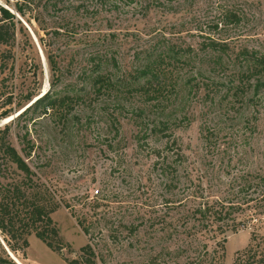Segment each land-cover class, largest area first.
<instances>
[{
  "label": "rangeland",
  "instance_id": "1",
  "mask_svg": "<svg viewBox=\"0 0 264 264\" xmlns=\"http://www.w3.org/2000/svg\"><path fill=\"white\" fill-rule=\"evenodd\" d=\"M0 5L18 21L15 75L0 76V115L11 88L34 87V65L33 100L56 81L54 91L83 99L71 102L66 128L53 115L39 114L30 125L45 163L38 169L34 158L31 166L54 186L60 204L52 218L63 241L61 254L35 235L25 251L15 253L0 233L2 255L15 264H70L90 244L98 264H235L253 233L259 235L253 249L264 251V209L261 218L225 234L204 228L195 212L206 198L242 205L258 197L253 187L239 195L246 178L264 176V90L256 94L250 87L239 95L241 82H233L232 68L222 65L229 58L220 63L210 53L203 67L208 71L200 73L195 64L175 71L168 85L180 86L161 103L126 90L120 99H97L84 76L92 60L115 57L116 68L104 66L102 73L127 85L138 73V60L159 43L198 49L204 35L229 42L234 58L243 48L264 54V0H0ZM230 12L240 21H228ZM199 82H208V90H198ZM138 108H149L147 117L153 111L157 124L170 119L168 132L146 128L133 113ZM25 121L13 126L11 141L18 150ZM8 123L0 120V127ZM248 205L235 214L238 223L258 213L256 202Z\"/></svg>",
  "mask_w": 264,
  "mask_h": 264
},
{
  "label": "trees",
  "instance_id": "2",
  "mask_svg": "<svg viewBox=\"0 0 264 264\" xmlns=\"http://www.w3.org/2000/svg\"><path fill=\"white\" fill-rule=\"evenodd\" d=\"M226 18L230 22L240 21L239 17L232 12L227 14ZM17 25L16 16L0 5V76L3 74L15 75L14 48L17 44ZM163 42L164 44L159 43L145 57L138 60V73L132 83L127 85H124V81L116 80L113 73H102L104 66L112 64V67L116 68L118 61L115 57L104 56L100 60H92L90 73H84L85 81L91 87L90 94L97 99L107 96L112 99H120L121 95L123 96V91L126 90V95L140 96L149 103H161L170 97L172 89L176 91L177 85L180 86L178 81L173 86L168 85L175 71L180 67H191L195 64L200 73L208 71V68H203L208 64V53L220 63L229 58L222 65L225 68H232L233 82H241L236 89V91L239 90V95L244 94L250 87L256 94L264 90V54L256 50L243 48L234 58L229 42L216 40L208 35H204L198 49L192 46L185 49L180 46L168 45L170 42ZM52 64L55 74L57 71L55 61H52ZM34 68L35 71L30 69L35 80L34 87H29L28 90L21 88L17 91L11 88L12 90L5 99L7 109L0 115V120H5L14 113L23 110L16 119L0 127V233L8 247L15 253L25 251L30 246L29 237L35 235L52 251L61 254L63 241L52 218L60 208V204L56 199L54 186L43 180L31 166L30 162L34 158L38 162V169L43 168L45 163H41V157L37 152L40 147L32 137L30 125L36 124L40 120V117L36 116L41 114L48 117L51 115L60 117L65 127L73 110L71 102L73 99L77 102L83 101V99L79 94L71 96L69 93L63 95L54 91L57 87L56 81L52 83L51 89L45 95L33 100L38 92L36 87L38 86V67L34 65ZM7 79H3V81L7 82ZM201 86L208 90V82L196 84L198 90ZM148 109L138 108L133 113H137V116L144 120L146 128L150 126L151 131L160 132L162 135L166 134L170 129V119L162 117L159 119L162 123L157 124L158 119L154 118L153 111L150 116H145L144 112ZM165 111L166 109H163L162 115ZM25 118V125L21 127L25 133L19 139L22 147L21 150H18L11 141L13 126L17 123L19 126ZM245 183L246 186L240 188L239 196L254 188L258 197L247 201V203L243 202L242 205L229 200L226 203L221 199H203L195 212L204 228H210L221 234H225L227 229L236 232L242 223H250L252 220L254 221L255 217L256 220L258 216L262 217L264 176L250 175L245 179ZM250 202H256L254 210L255 212L258 210V213H254L238 223L239 219L235 214H238L243 208L242 206L248 205ZM84 232L88 233L87 230ZM258 237L257 233L252 234L250 248L238 254L235 264H264V251L259 253L252 246ZM0 264L15 263L0 253ZM70 264H98L93 247L90 244L83 247L80 259L72 260Z\"/></svg>",
  "mask_w": 264,
  "mask_h": 264
},
{
  "label": "bare ground",
  "instance_id": "3",
  "mask_svg": "<svg viewBox=\"0 0 264 264\" xmlns=\"http://www.w3.org/2000/svg\"><path fill=\"white\" fill-rule=\"evenodd\" d=\"M10 120H11V118H9V119H6V123L10 122ZM2 123H3V122H2Z\"/></svg>",
  "mask_w": 264,
  "mask_h": 264
},
{
  "label": "water",
  "instance_id": "4",
  "mask_svg": "<svg viewBox=\"0 0 264 264\" xmlns=\"http://www.w3.org/2000/svg\"><path fill=\"white\" fill-rule=\"evenodd\" d=\"M13 120H14V118H13V119H11V120H10V122H11V121H13Z\"/></svg>",
  "mask_w": 264,
  "mask_h": 264
}]
</instances>
